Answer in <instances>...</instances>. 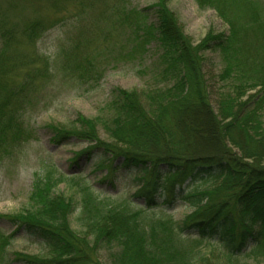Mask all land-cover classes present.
<instances>
[{"label": "trees", "instance_id": "1", "mask_svg": "<svg viewBox=\"0 0 264 264\" xmlns=\"http://www.w3.org/2000/svg\"><path fill=\"white\" fill-rule=\"evenodd\" d=\"M198 2L216 8L228 24L226 32L212 31L199 44L165 0L134 12L143 34L140 47L155 40L162 49L163 87L118 89L108 121L80 115L76 129L51 126L52 141L94 144L80 156L102 150L114 161L112 172L134 174L139 208L100 198L86 185L81 207L86 223L78 232L69 222L73 201L54 193L63 179L38 178L34 208L0 216L16 226L12 234L0 227L2 264H103L102 250L109 264L264 263V17L259 1ZM230 5L238 10L230 13L234 16L228 15ZM152 8L155 21L149 23ZM23 26L0 8V159L31 138L24 98L52 70L49 60L36 66L34 58L15 50L20 32L32 41L47 30L40 20ZM63 52L68 75L83 79L92 72L88 58ZM209 52L220 57L218 78L224 83L215 105L205 71ZM100 124L110 140L98 135ZM178 203L193 208L182 221L171 212ZM21 231L41 240L48 254L10 252V240Z\"/></svg>", "mask_w": 264, "mask_h": 264}, {"label": "rangeland", "instance_id": "2", "mask_svg": "<svg viewBox=\"0 0 264 264\" xmlns=\"http://www.w3.org/2000/svg\"><path fill=\"white\" fill-rule=\"evenodd\" d=\"M252 1H259V11L264 17V0ZM156 2L158 0H0V8L20 28L34 20L46 25L47 30L38 40L30 41L20 32V43L15 50L20 56H26L25 59L34 58L36 66L49 60L52 68L46 77L35 80L24 98L23 121L31 138L17 147L11 146L0 159V216L33 209L35 202L31 195L35 181L49 174L63 179L54 187V193L73 201L74 210L69 222L78 232H82L86 223L81 210L86 185H91L100 198L110 199L115 204L131 202L133 209L139 208L140 201L136 198L139 188L135 186L138 181L134 174L121 170L112 172L114 161L102 150L94 149L90 154L80 156L94 144L76 138L60 143L52 141L54 131L51 126L76 129L75 121L80 115L108 121L113 115L110 103L118 89L142 91L166 84V78L161 76L162 49L155 40L149 41L145 49L140 47L143 34L134 13L153 7ZM165 3L195 44L205 40L212 31L228 30L227 21L212 6L201 7L198 0H165ZM235 9L230 5L228 15ZM149 15V23L154 22L153 8ZM64 50L88 58L93 64L92 72L83 79L68 75L62 68ZM207 56L205 71L215 105L217 93L224 87L218 78L221 61L215 52H209ZM24 80V76L18 79ZM98 135L103 140H110L102 124ZM189 183L191 181L184 186ZM192 211V207L183 203L176 204L171 210L179 221ZM0 227L7 234L16 230V226L2 217ZM8 250L30 255L48 254L41 240L22 231L15 233ZM101 252L99 258L103 264H109L105 250ZM248 264L264 263L252 260Z\"/></svg>", "mask_w": 264, "mask_h": 264}]
</instances>
